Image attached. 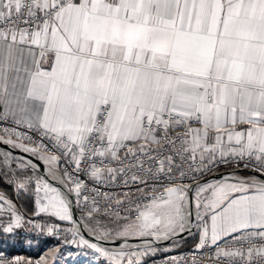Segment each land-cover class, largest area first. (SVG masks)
I'll return each instance as SVG.
<instances>
[{"label": "snow or ice", "instance_id": "obj_1", "mask_svg": "<svg viewBox=\"0 0 264 264\" xmlns=\"http://www.w3.org/2000/svg\"><path fill=\"white\" fill-rule=\"evenodd\" d=\"M8 118L36 128L74 159L78 151L122 163L137 153L156 159L155 152L163 157L159 171L181 178L184 164L195 179L220 163L254 157L259 176L197 182V209L210 215L213 245L244 232L233 239L246 249L217 256L252 264L255 253L264 264V0H0V119ZM73 182L79 196L82 182ZM191 187L165 188L128 229L145 234L164 224L174 232L180 222L183 230ZM44 188L56 195L42 206L38 200L39 211L70 220L69 203ZM208 238L205 223L200 246Z\"/></svg>", "mask_w": 264, "mask_h": 264}, {"label": "built area", "instance_id": "obj_2", "mask_svg": "<svg viewBox=\"0 0 264 264\" xmlns=\"http://www.w3.org/2000/svg\"><path fill=\"white\" fill-rule=\"evenodd\" d=\"M0 134L12 136L26 142L48 156H57V173L69 185L70 193L74 198L75 208L83 222L93 217L106 218L112 223L125 219L137 220L139 213L151 206L153 197L160 196L164 193L165 188L173 184L195 186L197 182L213 174L226 171L232 173L230 176L231 180L233 176L245 178L244 173L235 172V170L242 169L254 172L253 168L257 163L254 157L250 160L245 157V160L240 161L239 164L220 163L214 166L211 171H206L203 174L196 173L195 179H193L194 174L188 172V165L184 164L183 171L187 174L181 178L179 172L168 173L167 168H165L164 172H160L159 164L163 157L158 156L155 152L151 153V156H155L156 159H151L149 155L144 153H137L135 158L129 155L127 159H123L125 152L122 151L120 152V157L123 159L122 163L119 160H113L110 155L103 157L99 155L80 156L78 151L74 159L73 153L68 152L62 146H57L54 140L44 136L36 128H30L25 124H17L9 118L7 120L0 119ZM165 155H167V152H165ZM76 160L80 161L79 165H77ZM245 162H248V167L244 166ZM177 163H179V160H177ZM93 168L100 170L98 177L91 175ZM108 169L113 171L109 172ZM254 173L259 174L258 172ZM170 176L171 179L169 178ZM69 177H71V180ZM133 177H136V179H133ZM73 181L82 182L79 196L73 191L75 189ZM195 192L196 188L193 193L194 199L196 196ZM202 199L204 198L202 197ZM93 209L96 210L93 211ZM90 212L91 215H89ZM0 229H2L1 221ZM254 231L256 230H246L247 233ZM30 235L34 239L41 241L55 240V243L52 244L53 246L49 247L48 245L46 247H49V250L68 246L69 242L76 236L72 227L41 229L36 224L30 226ZM242 235H244V232L231 234L217 241L216 245H213L211 234L209 233L208 242L200 246V241L199 247L196 249L176 253H172L170 250L163 251L162 255L150 259H145L139 254H131L126 251L122 255L120 264H242L239 256H217L219 250L228 251L241 247L246 249L249 245H241V243L233 239V236L239 237ZM252 238L259 245L260 241L255 237ZM245 255H247L246 251ZM10 262H12V257L9 254L0 253V264H10ZM252 264H260V257L252 256Z\"/></svg>", "mask_w": 264, "mask_h": 264}, {"label": "rangeland", "instance_id": "obj_3", "mask_svg": "<svg viewBox=\"0 0 264 264\" xmlns=\"http://www.w3.org/2000/svg\"><path fill=\"white\" fill-rule=\"evenodd\" d=\"M0 140L16 147L17 149L21 150V151H25L30 153L31 155L39 158L41 161H43L45 164H47L55 173L58 172L57 169V163L56 161L54 162H49L48 160V155H46L43 151L39 150L38 148L20 141L19 139L12 137V136H7V135H3L0 134ZM9 141H11L9 143ZM15 159L12 156L7 155L6 153H3L0 151V164L3 168L6 169V173L10 176H8L9 178V182L13 185V188L16 190H24L26 186H29L30 184H33L35 187V193H36V206H37V212L39 215H44V216H50L54 219H57L61 222H66L68 224L71 225L72 229H73V225L70 222V220H61L60 218H58L57 216L51 214V212H40L38 205H37V201L39 200L41 203V206L45 203H48L49 199L51 197H53L54 195H56L55 192L52 191H45L44 188V184L47 183L44 179H42L39 175V177L36 176H22V177H17L12 170V160ZM17 160V159H15ZM16 166L18 168L21 169H26L27 166L25 163H17ZM32 169V168H31ZM33 170V169H32ZM58 174V173H57ZM239 178H242L240 176H238ZM61 179V184H63L62 179L64 180V178L60 177ZM40 181V192L37 193L36 189H37V181ZM65 181V180H64ZM233 183V182H231ZM21 185H23V187H20ZM49 185V184H48ZM64 185V184H63ZM50 186V185H49ZM65 186V185H64ZM51 189H53L50 186ZM67 188L68 191L70 192V188L69 185L67 184ZM74 193L76 192L75 190H73ZM196 199V200H195ZM195 199L193 198V202H194V209H195V228H196V220L200 219L198 213L201 212V207L200 209H197V193L195 196ZM201 199H202V195H201ZM203 200V199H202ZM152 207V204L150 207H148L146 210H148L149 208ZM144 210V211H146ZM16 216L17 213L15 212ZM196 214H198L196 216ZM9 217V215H8ZM20 217V216H19ZM11 219H8V222H2V229H0V239H4V241L9 240V238L12 236V234H15L16 231L20 228H23V230L25 231V235L28 236L29 238H33L30 235V226L32 224H36L38 226H40L41 224L38 223L37 221H32V220H28V221H23L22 219H20V225L16 226L13 221L12 223V231L11 232H4L3 229L5 227L9 226V221ZM82 223H85L87 226L90 227V229L92 230V233L96 236H100V237H104L106 239H111V240H127V239H134V238H151V237H155V238H162V237H169V236H176L180 233H182V231L185 229V227H183V230H181V228L179 227V223H177V225H175V231H169L165 228L164 224H161L159 226L156 227L155 230H148V232H146L145 234H141V231L138 230H134V229H128V225H133V224H137L138 221L137 220H128L126 222L123 223H104L101 220H97L96 218H90L88 220H86L85 222L82 221ZM183 223V220H182ZM25 224V225H22ZM40 224V225H39ZM184 225V223H183ZM56 226H53V228H55ZM198 229H200V227L198 226ZM153 231L155 232V234H153ZM75 232V231H74ZM76 236L73 237V240L69 242L68 246L64 247V248H60V249H54V250H49L48 248L53 246V245H49L48 248H45L43 250V253L41 254L40 258L37 260V262H35V264H92V263H102V262H109L112 264H120L122 255H124V253H126V251H129V253L131 254H137L139 253L140 255H144V254H151V253H155L157 251V248H141V249H136L137 251L133 252V250H127V249H113L110 251H103V253L101 252H97L96 249L89 247L88 245L91 244L88 242V244L83 243V241H86L83 237H81L79 234H77L75 232ZM34 239V238H33ZM54 244V243H53ZM97 246V245H96ZM172 247H164L163 251H168L171 250ZM65 249V250H63ZM106 253V254H104ZM44 258L43 261H41V258ZM14 259L12 258V261Z\"/></svg>", "mask_w": 264, "mask_h": 264}, {"label": "trees", "instance_id": "obj_4", "mask_svg": "<svg viewBox=\"0 0 264 264\" xmlns=\"http://www.w3.org/2000/svg\"><path fill=\"white\" fill-rule=\"evenodd\" d=\"M17 163L23 162L19 160H12V170L13 173L17 177L22 176H36L39 177V174L32 170L30 167H26V169H21L16 166ZM8 175L6 173V169L3 168L0 164V198L2 201L10 208H14V211L23 221H37L40 223L41 229L49 228V227H59V228H70L71 225L66 222H61L57 219H54L50 216L39 215L37 212L36 206V193L35 187L33 184L26 186L24 190H16L13 188V185L8 181ZM251 175L247 172L244 173V177H250ZM241 177V176H240ZM243 178V177H242ZM98 221L101 220L104 223L111 224L108 219L101 217H93ZM130 219L120 220L116 223H123ZM25 225V224H22ZM4 238V237H3ZM0 239V253L9 254L14 260L19 257L21 258L20 264H35L37 260L40 258L43 250L48 246L55 243V240L50 239L47 241H41L38 239L29 238L25 235V231L23 228H20L16 231L15 234L9 238V240L4 241V239ZM198 233L193 235L192 238L186 240L185 242L175 245L171 248L172 253L187 251L198 248ZM65 250V249H63ZM136 251V250H133ZM163 248H157L155 253L145 254V259H150L152 257L162 255ZM13 260V261H14Z\"/></svg>", "mask_w": 264, "mask_h": 264}, {"label": "water", "instance_id": "obj_5", "mask_svg": "<svg viewBox=\"0 0 264 264\" xmlns=\"http://www.w3.org/2000/svg\"><path fill=\"white\" fill-rule=\"evenodd\" d=\"M0 151L3 153H6L9 156H12L13 158L25 163L27 166L32 168L34 171H36L42 179H44L47 184H49L53 189H56L57 192H59L63 198L66 200V202L69 203V211L71 218H78L80 219L78 212L75 208L74 198L71 195L68 190H65L57 181L56 179V173L43 161H41L39 158L31 155L28 152L21 151L17 149L16 147L0 140ZM235 172L240 173H249L250 175H256L259 176V174H256L254 172H250L248 170H235ZM232 173L229 171L221 172L217 174H213L202 181L198 182L201 185L210 184L217 181H226L231 180ZM63 184L67 188L66 182L62 179ZM196 188L195 186H192L190 191H188L187 194V200H188V206H189V227L186 231H182V233L176 235V236H170L169 238H134V239H127V240H111L106 239L104 237H101L102 239L106 241H117L122 244H125L127 246H130L129 250H136L144 248H164V247H173L175 245L181 244L185 242L186 240L193 237L194 234H196V228H195V213H194V202H193V193ZM81 220V219H80ZM100 237V236H99ZM84 238V237H83ZM98 248L102 249L103 251H110L113 250L110 246L107 245H99ZM128 250V249H127Z\"/></svg>", "mask_w": 264, "mask_h": 264}, {"label": "bare ground", "instance_id": "obj_6", "mask_svg": "<svg viewBox=\"0 0 264 264\" xmlns=\"http://www.w3.org/2000/svg\"><path fill=\"white\" fill-rule=\"evenodd\" d=\"M56 179L59 182V184L65 189L68 190V188H66V186H64L63 184H61V179H60V175L56 173ZM237 178H239L238 176H233L232 180H236ZM69 192V191H68ZM195 209H194V213H195ZM189 206H188V200L187 197L185 198V200L183 201V223H184V227L185 229L183 231H186L189 227ZM70 222L73 225L74 231L79 234L81 237H84V239L91 243V244H95L97 246L99 245H107L110 246L112 249H130L132 247L127 246L125 244H122L120 242L117 241H106L104 239H102L101 237H98L96 235H94L92 233V230L90 229L89 226H87L85 223H82V220L78 219V218H71ZM170 237V236H169ZM169 237H164V238H169ZM171 238V237H170ZM144 248V247H142Z\"/></svg>", "mask_w": 264, "mask_h": 264}, {"label": "crops", "instance_id": "obj_7", "mask_svg": "<svg viewBox=\"0 0 264 264\" xmlns=\"http://www.w3.org/2000/svg\"><path fill=\"white\" fill-rule=\"evenodd\" d=\"M9 119H11V118H9ZM25 125H27V124H25ZM249 126L248 125H242V126H240V128H244V129H246V128H248ZM63 147V146H62ZM57 163V162H56ZM57 169H58V166H57ZM252 176V175H251ZM231 182H235L234 180H226V181H217V182H213V183H210V184H213V185H215V184H217V183H231ZM195 193H197V192H195ZM211 193L209 192V193H204V194H202V197L203 198H210L211 197ZM233 197L234 196H236V195H239L238 193H232L231 194ZM8 215H9V217H8ZM199 215H201V216H199L200 217V219H197L196 220V232L198 233V238H199V240H198V246H199V244H200V241H201V234H202V232H203V230H204V227H205V223L207 224V226H208V229H209V233L211 234V224H212V221H211V218H210V215H208L207 217H205V210H204V208H201V212H199ZM201 217H205V219H201ZM8 219H11L10 221H9V224H13L12 223V221H13V216H12V212L10 211V208L7 206V205H5V203L2 201V198H0V221H4V222H8ZM14 225V224H13ZM198 226L200 227V229H198ZM231 235V234H230ZM226 236H229V234H225V235H222L221 236V238L219 239V240H221L222 238H224V237H226ZM218 240V241H219ZM137 251V250H136ZM135 251V252H136ZM134 252V251H133ZM137 254H139V253H137ZM140 255V254H139ZM140 256H142V257H145V254L143 255H140ZM253 256L254 257H258V256H256L255 255V253H253ZM92 264H96V263H92ZM97 264H112V263H109V262H102V263H97Z\"/></svg>", "mask_w": 264, "mask_h": 264}]
</instances>
